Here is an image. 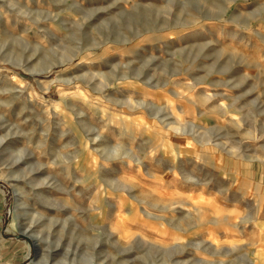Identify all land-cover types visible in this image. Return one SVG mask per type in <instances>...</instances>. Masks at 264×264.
<instances>
[{
    "label": "rangeland",
    "instance_id": "obj_1",
    "mask_svg": "<svg viewBox=\"0 0 264 264\" xmlns=\"http://www.w3.org/2000/svg\"><path fill=\"white\" fill-rule=\"evenodd\" d=\"M0 264H264V0H0Z\"/></svg>",
    "mask_w": 264,
    "mask_h": 264
}]
</instances>
